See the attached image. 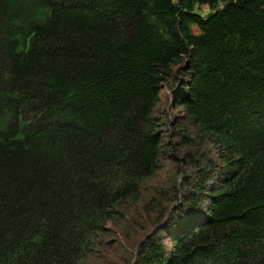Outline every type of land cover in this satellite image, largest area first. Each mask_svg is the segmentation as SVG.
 <instances>
[{
	"label": "trees",
	"instance_id": "trees-1",
	"mask_svg": "<svg viewBox=\"0 0 264 264\" xmlns=\"http://www.w3.org/2000/svg\"><path fill=\"white\" fill-rule=\"evenodd\" d=\"M0 264H264V0H0Z\"/></svg>",
	"mask_w": 264,
	"mask_h": 264
}]
</instances>
